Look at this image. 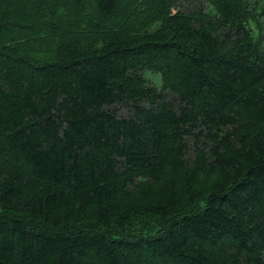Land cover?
Masks as SVG:
<instances>
[{
	"label": "trees",
	"instance_id": "16d2710c",
	"mask_svg": "<svg viewBox=\"0 0 264 264\" xmlns=\"http://www.w3.org/2000/svg\"><path fill=\"white\" fill-rule=\"evenodd\" d=\"M0 264H264V0H0Z\"/></svg>",
	"mask_w": 264,
	"mask_h": 264
},
{
	"label": "rangeland",
	"instance_id": "374dc122",
	"mask_svg": "<svg viewBox=\"0 0 264 264\" xmlns=\"http://www.w3.org/2000/svg\"><path fill=\"white\" fill-rule=\"evenodd\" d=\"M145 78L148 80V82L150 81L155 86L160 85V79L156 75H153L151 73H145Z\"/></svg>",
	"mask_w": 264,
	"mask_h": 264
}]
</instances>
